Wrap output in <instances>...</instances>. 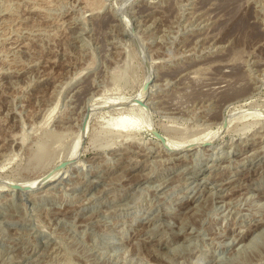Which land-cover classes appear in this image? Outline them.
Listing matches in <instances>:
<instances>
[{"label":"rangeland","instance_id":"rangeland-1","mask_svg":"<svg viewBox=\"0 0 264 264\" xmlns=\"http://www.w3.org/2000/svg\"><path fill=\"white\" fill-rule=\"evenodd\" d=\"M0 264H264V0H0Z\"/></svg>","mask_w":264,"mask_h":264},{"label":"water","instance_id":"water-1","mask_svg":"<svg viewBox=\"0 0 264 264\" xmlns=\"http://www.w3.org/2000/svg\"><path fill=\"white\" fill-rule=\"evenodd\" d=\"M152 133L163 144L166 143V140H165L164 136L160 132L154 130ZM67 165H68V162L67 161H64V162L60 163L54 170H52L50 173H48L47 177L52 176L55 172H57L59 170L65 169ZM10 188L11 189H14V190H18V191L26 190V188H24L23 186L18 185V184H10Z\"/></svg>","mask_w":264,"mask_h":264},{"label":"bare ground","instance_id":"bare-ground-1","mask_svg":"<svg viewBox=\"0 0 264 264\" xmlns=\"http://www.w3.org/2000/svg\"><path fill=\"white\" fill-rule=\"evenodd\" d=\"M87 7H88V6H87ZM158 36H159V35H158ZM232 60H233V59H232ZM232 70H233V69H232ZM40 75H41V74H40ZM233 79H234V78H233ZM237 79H238V78H237ZM195 81H196V80H195ZM169 82H170V81H169ZM232 85H233V84H232ZM232 87H233V86H232ZM235 87H236V86H235ZM238 87H239V86H238ZM241 87H242V85H241ZM242 88H243V87H242ZM232 89H233V88H232ZM232 89H230V90H232ZM237 90H238V89H237ZM237 90H235V91L237 92ZM239 90H240V89H239ZM239 90H238V91H239ZM243 90H244V89H242V91H243ZM232 91H233V90H232ZM240 93H241V91H240ZM228 94H229V93H228ZM238 94H239V93H238ZM241 94H242V93H241ZM234 97H235V95H234ZM163 108H164V107H163ZM173 115H174V114H173ZM123 119H124V118H123ZM125 119H126V117H125ZM121 120H122V119H121ZM122 121L125 122L126 120H125V121L122 120ZM123 122H121V123L124 124ZM15 142H16V141H15ZM195 142H196V141H195ZM197 142H200V141H197ZM196 144H197V143H196ZM186 145H187V144H186ZM186 145H185V146H186ZM189 145H190V144H189ZM189 145H188V146H189ZM112 146H113V145H112ZM112 146H111V147H112ZM172 146H173V145L171 144V148H172ZM185 146H184V147H185ZM190 146H191V145H190ZM177 148H178V147H177ZM174 150H176V146H173V148H172L171 150L168 149L167 151H169V152H170V151L173 152ZM160 154H161V153H160ZM171 155H172V154H171ZM106 156H107V155H106ZM168 157H169V156H168ZM195 160H196V159H195ZM161 163H162V162H161ZM150 164H151V163H150ZM250 164H251V163H250ZM214 165H215V164H214ZM184 171H185V170H184ZM193 173H194V172H193ZM194 174H195V173H194ZM187 175H188V174H187ZM188 176H189V175H188ZM46 177H47V176H46ZM53 178H54V176H53ZM196 178H197V177H196ZM42 181H43V180H42ZM49 181H50V179H49ZM56 181H57V180H56ZM40 182H41V181H40ZM40 182H39V183H40ZM45 182H46V181H45ZM184 183H185V182H184ZM40 184H41V183H40ZM161 184H162V183H161ZM31 185H32V186H31ZM37 185H38L37 183H36V184H35V183H32V184H30L31 187H28V189L26 188V190H32V188H33L34 186H37ZM39 186H40V185H39ZM195 187H196V186H195ZM34 189H35V188H34ZM253 189H254V188H253ZM22 192H23V191H22ZM25 192H26V191H25ZM25 192H24V193H25ZM28 193H29V192H28ZM23 196L25 197L26 195L24 194ZM219 197H220V196H219ZM247 197H248V196H247ZM251 198H252V197H251ZM193 199H194V198H193ZM246 201H247V200H246ZM225 203H226V202H225ZM262 203H263V202H262ZM226 204H227V203H226ZM194 206H195V205H194ZM114 208H115V207H114ZM262 220H263V219H262ZM184 229H185V228H184ZM241 234H242V233H241ZM240 242H241V241H240ZM47 245H48V244H47ZM29 261H30V260H29Z\"/></svg>","mask_w":264,"mask_h":264}]
</instances>
